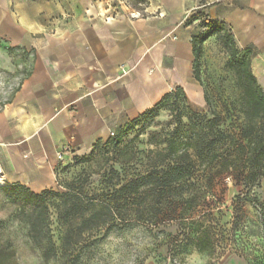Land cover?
<instances>
[{
  "label": "crops",
  "instance_id": "1",
  "mask_svg": "<svg viewBox=\"0 0 264 264\" xmlns=\"http://www.w3.org/2000/svg\"><path fill=\"white\" fill-rule=\"evenodd\" d=\"M143 17L106 22L97 0H0V69L27 74L0 106L5 185L34 194L57 188V171L90 154L177 89L204 92L194 78L192 38L201 13L251 49L264 91V0H142ZM139 11V10H138ZM27 57V60H23ZM264 202V179L261 183Z\"/></svg>",
  "mask_w": 264,
  "mask_h": 264
},
{
  "label": "rangeland",
  "instance_id": "2",
  "mask_svg": "<svg viewBox=\"0 0 264 264\" xmlns=\"http://www.w3.org/2000/svg\"><path fill=\"white\" fill-rule=\"evenodd\" d=\"M199 19L202 26L203 18ZM231 49L225 38H210L201 59L203 99L173 97L148 120L122 131L119 144H100L90 154L60 166L53 190L59 196H45L31 217L16 197L20 192L30 199L33 195L11 185L0 187V264H264V211L259 206L264 202L261 188L248 189L243 165L229 174H221L217 166L216 177L202 168L204 177H195L203 183L215 179L208 196L212 210H199L198 226L181 223L178 211L169 205L154 218L149 208L117 193L159 162L158 152L167 147L171 135L187 137L190 118L197 121V132H207L206 124L216 114L223 120L221 129L240 138L245 101ZM26 74L15 63L0 69V106L10 100ZM75 193L95 206L73 217L67 213L66 196ZM151 200L143 199L146 204ZM104 203L112 206L111 212L101 207ZM95 213V221L87 222ZM198 227L211 230L213 254L201 253L188 242L189 237L199 239L201 231L193 234Z\"/></svg>",
  "mask_w": 264,
  "mask_h": 264
},
{
  "label": "trees",
  "instance_id": "3",
  "mask_svg": "<svg viewBox=\"0 0 264 264\" xmlns=\"http://www.w3.org/2000/svg\"><path fill=\"white\" fill-rule=\"evenodd\" d=\"M199 17L203 18L201 32L192 38L195 58L194 78L200 83L201 59L205 43L214 36H220L230 42L231 58L242 83L245 101L244 124L240 138L237 139L222 130L221 123L223 120L216 114L213 119L207 122V132H197V121L190 118L187 137H183L178 132L171 135L168 138L167 147L158 152L159 162H156L143 177L135 179L117 191L120 195L134 198L135 205L149 208L148 211H151L154 218H158L164 206L169 205L178 211L181 223L189 222L193 226L199 224L195 218L200 209L211 211L213 207L208 196L212 191L215 179H208L205 183L195 181V177H204L200 175L202 168L203 172L209 171L212 174L214 169L219 166L222 169L221 174H229L237 171L243 165L247 171L246 179L249 190L261 188L264 179V91L252 71L253 51L251 49L239 50L233 35L222 22L210 21L206 16L198 13L189 23L200 20ZM176 96H183L187 99L183 90H175L165 96L153 109L130 122L118 134H115V137L104 144H119L123 132L127 133L143 121L148 120L166 102ZM205 98L209 104V95L206 94ZM76 158L79 159V157ZM210 177H216V173ZM14 187L25 190L34 196L33 199H30L20 192L16 197V200L22 201L24 205L22 210L28 217H31V214L40 207L45 196H59L54 191L34 194L23 186ZM66 197L70 203L67 213L73 217L82 212L90 211L95 206V203H84L76 193ZM144 198H152V200L146 204L143 201ZM259 206L264 211V203H259ZM101 207L109 212L112 211V206L109 204L104 203ZM95 216L96 213L86 221H95ZM151 224L156 226V219H153ZM101 225H107V222L101 223ZM200 231V227L195 228L193 234H199ZM188 242H191L196 250L201 253L213 254L215 252V243L210 229L201 231L199 239L195 240L189 237Z\"/></svg>",
  "mask_w": 264,
  "mask_h": 264
},
{
  "label": "built area",
  "instance_id": "4",
  "mask_svg": "<svg viewBox=\"0 0 264 264\" xmlns=\"http://www.w3.org/2000/svg\"><path fill=\"white\" fill-rule=\"evenodd\" d=\"M97 2L99 4H104L103 17L106 22H110L121 17L125 9L131 20H136L143 17L142 13L140 12V9L144 7L142 0H97ZM111 136L115 137V133H112ZM4 185L5 180L2 176L0 167V187Z\"/></svg>",
  "mask_w": 264,
  "mask_h": 264
}]
</instances>
